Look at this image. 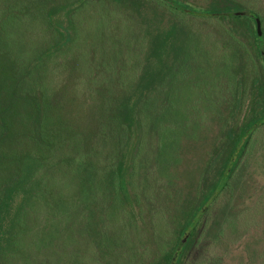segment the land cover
<instances>
[{"label": "rangeland", "instance_id": "rangeland-1", "mask_svg": "<svg viewBox=\"0 0 264 264\" xmlns=\"http://www.w3.org/2000/svg\"><path fill=\"white\" fill-rule=\"evenodd\" d=\"M232 1L264 17V0ZM163 2L0 0V197L16 191L0 264H152L213 180L254 40L243 18L191 17ZM159 31L172 33L166 65L140 105L135 176L122 172L136 193L117 205L110 164L127 143L117 110ZM183 264H264V126Z\"/></svg>", "mask_w": 264, "mask_h": 264}, {"label": "trees", "instance_id": "trees-1", "mask_svg": "<svg viewBox=\"0 0 264 264\" xmlns=\"http://www.w3.org/2000/svg\"><path fill=\"white\" fill-rule=\"evenodd\" d=\"M163 3L191 17L218 21L226 17L247 20L250 26L249 33L254 40V56L256 57L255 67L249 64L247 58L246 63L243 64V75L237 82L239 92L235 96L232 109L228 112L232 123L223 134L222 154L213 158V161H217H215L213 180L201 189L191 202L187 203L183 214H179L178 221L174 224L175 240L169 248L163 250L160 260L152 263L183 264L186 250L195 237L198 225H201V221L203 224V219L211 205L227 189L239 162L248 152L256 131L264 126V17L246 7L244 9L232 0L207 8L194 7L181 0H164ZM243 10L249 12H241ZM226 32L233 35L230 29H226ZM171 37L170 31H159L147 42L140 73L132 78V87L129 93L123 96L117 110L122 134L124 133L127 139L126 150L122 151L118 163L113 161L110 164V196L117 205L134 201L131 194V191L135 192L134 189L128 187L127 182L124 184L126 189H123L122 172L125 178L128 175L135 176L136 162L141 154V146L145 139L144 132L147 128V117L140 105L143 102L147 103L145 100L152 96L151 91L155 87L156 80L165 68ZM3 136H0V140ZM15 197L16 191L12 188L0 197V244L9 241L8 229L13 222V211L16 210Z\"/></svg>", "mask_w": 264, "mask_h": 264}, {"label": "water", "instance_id": "water-1", "mask_svg": "<svg viewBox=\"0 0 264 264\" xmlns=\"http://www.w3.org/2000/svg\"><path fill=\"white\" fill-rule=\"evenodd\" d=\"M236 14H239V13H241V12H235ZM257 26H259V23H257ZM184 240H185V238H184Z\"/></svg>", "mask_w": 264, "mask_h": 264}]
</instances>
